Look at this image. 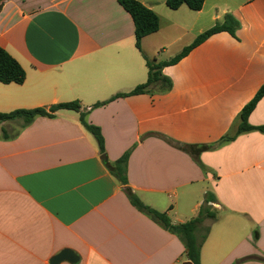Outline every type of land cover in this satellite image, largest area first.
I'll return each mask as SVG.
<instances>
[{
	"label": "crops",
	"instance_id": "1",
	"mask_svg": "<svg viewBox=\"0 0 264 264\" xmlns=\"http://www.w3.org/2000/svg\"><path fill=\"white\" fill-rule=\"evenodd\" d=\"M138 1L160 17V29L142 40L157 62L228 15L240 27L164 67L171 87L117 97L148 80L133 17L119 0L1 1L0 46L26 80L0 82V113L79 102L105 153L76 111L26 127L0 123V264H50L65 249L79 261L60 264H185L181 238L135 207L127 189L173 224L214 196L207 204L216 218L199 232L209 229L201 264H264V133L236 136L264 84V0H206L200 11ZM249 124L264 125V97ZM127 153L123 184L110 166Z\"/></svg>",
	"mask_w": 264,
	"mask_h": 264
},
{
	"label": "trees",
	"instance_id": "2",
	"mask_svg": "<svg viewBox=\"0 0 264 264\" xmlns=\"http://www.w3.org/2000/svg\"><path fill=\"white\" fill-rule=\"evenodd\" d=\"M1 1L4 0H0ZM167 6L172 10H177L180 7L186 5L193 11H200L203 9L206 0H165ZM120 4L131 14L135 23V37L136 47L142 53L143 58L146 61L148 68V80L146 83L137 86L133 91L120 94L117 97H126L133 95H140L148 93L149 88L158 83L167 84L171 87V80L163 75L164 67L175 65L182 59L187 57L191 51L196 47L207 41L213 35L220 32H229L235 36L237 29L240 27L239 21L232 15H228L223 23H218L208 31L200 34L196 40L188 47L184 48L179 54L171 58L169 61L157 62L156 59L150 58L142 48V40L144 37L157 32L160 29L161 21L159 15L150 7L138 0H119ZM26 80V72L19 62L14 59L2 46H0V82L3 84H18L21 85ZM264 97V84L261 86L255 97L243 108L241 112V123L236 133V136L250 131H260L264 133V125L255 127L249 124V117L255 110L257 104ZM104 103H99L103 105ZM62 109L72 110L79 112L81 123L97 140L99 149L105 153V142L101 129L95 125L90 124L87 120V114L81 112L82 107L79 102L63 103L52 106L49 109L37 108V109H21L11 113H0V123L21 119L23 121V127L31 125L38 117L54 118L58 111ZM235 136V137H236ZM235 137L225 136V140H231ZM6 138V137H5ZM209 149L207 146H203L196 149V153L199 154L202 151ZM129 158V153L118 160L113 166H110L113 170V174L123 183H127L126 179V167ZM129 197L140 211L147 213L161 223V225L169 230L171 233L179 236L184 242L186 249L188 250V260L193 264H201V250L204 242L207 239L209 229L204 234L199 235L201 226L206 219H215L216 214L212 212L211 207L207 204L210 201H214L215 197L209 195L207 197V203L203 205L196 217L185 223L173 224L171 219L166 213L158 212L149 206H146L133 192L127 189Z\"/></svg>",
	"mask_w": 264,
	"mask_h": 264
},
{
	"label": "water",
	"instance_id": "3",
	"mask_svg": "<svg viewBox=\"0 0 264 264\" xmlns=\"http://www.w3.org/2000/svg\"><path fill=\"white\" fill-rule=\"evenodd\" d=\"M2 6H3V3H0V10L2 9ZM103 158H106V156H104ZM64 261H69L71 263H77L79 261V257L75 255V253L72 250L65 249L59 254L52 257L50 260V264H60ZM185 264H193V262L188 260Z\"/></svg>",
	"mask_w": 264,
	"mask_h": 264
}]
</instances>
